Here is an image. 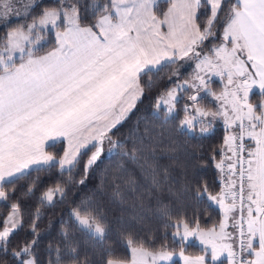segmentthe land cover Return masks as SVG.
Masks as SVG:
<instances>
[{"label":"snow or ice","instance_id":"1","mask_svg":"<svg viewBox=\"0 0 264 264\" xmlns=\"http://www.w3.org/2000/svg\"><path fill=\"white\" fill-rule=\"evenodd\" d=\"M136 171L159 243L109 217ZM0 264H264V0H0Z\"/></svg>","mask_w":264,"mask_h":264},{"label":"trees","instance_id":"2","mask_svg":"<svg viewBox=\"0 0 264 264\" xmlns=\"http://www.w3.org/2000/svg\"><path fill=\"white\" fill-rule=\"evenodd\" d=\"M185 75H187L189 72L192 71V66L186 65L184 69H182ZM216 81V80H215ZM214 81V85L216 86V83ZM252 96H254L252 94ZM208 99V102L210 101V98ZM150 105L149 100H145L144 104L140 106L141 111H144L147 109V107ZM139 115V112L137 113ZM136 119L135 116L132 117V120L134 121ZM132 121H129L128 125L125 126V129H122V131L126 130L130 125ZM222 135V125L218 126L216 129L215 134L208 139L203 140H185L183 137H179L176 140L177 145V152L174 157V161H170L167 158H162L161 163L165 164L169 168V179L170 181H176L177 185L183 178V169L181 167V162H183L187 156L191 155L193 157L203 155L206 156L207 153L211 150V148L218 142L220 136ZM167 143V141H165ZM159 155V152H158ZM130 169H132V165L128 166ZM135 171V169H133ZM192 173L189 172V175ZM137 178L139 179V187L138 191L143 192L145 196H148V194H151V199L149 201L151 207L153 208V212H149L146 209H141L138 206H135V202L132 200H127L125 203H108L106 204L109 217L115 218V217H123L124 222L127 226L135 229L136 231L140 232L141 234L145 233H153L157 238V243L160 241L161 234L164 233V229L162 227L163 221H161L154 213V209L157 203V197L159 196L161 199L167 201L169 199L167 194V184H163L161 189L157 190L151 186V184L144 180L143 178H140V174L138 171H136ZM203 177L209 181V183H212L214 180V170L209 168H201L197 171V178ZM161 180H163V176H161ZM91 186V185H90ZM203 206L201 205V223L202 225H208L211 223V219H206V213L203 212ZM215 209H213V219ZM143 217V219L138 223L137 219L139 217ZM131 217H137V219H131ZM111 244L114 248V250L118 253H126V249L123 248L121 242L119 241V238L116 234L115 227L110 231L107 240L105 241V244L103 247L108 246ZM89 251H95L99 252L101 250L100 244H94L89 243L86 245ZM198 248V246L189 247V252L195 251Z\"/></svg>","mask_w":264,"mask_h":264},{"label":"rangeland","instance_id":"3","mask_svg":"<svg viewBox=\"0 0 264 264\" xmlns=\"http://www.w3.org/2000/svg\"><path fill=\"white\" fill-rule=\"evenodd\" d=\"M216 80V81H215ZM215 83H216V86L213 84V87L214 88H218L220 87V84H219V80L218 79H214ZM253 99H256V95L253 96Z\"/></svg>","mask_w":264,"mask_h":264},{"label":"crops","instance_id":"4","mask_svg":"<svg viewBox=\"0 0 264 264\" xmlns=\"http://www.w3.org/2000/svg\"><path fill=\"white\" fill-rule=\"evenodd\" d=\"M253 95H256L255 90H254V92H253ZM256 98H257V97H256Z\"/></svg>","mask_w":264,"mask_h":264}]
</instances>
